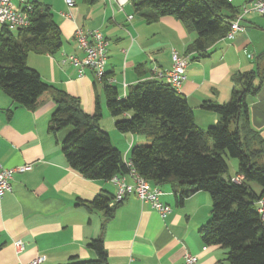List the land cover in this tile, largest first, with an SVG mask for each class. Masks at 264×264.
<instances>
[{
  "label": "crops",
  "instance_id": "obj_1",
  "mask_svg": "<svg viewBox=\"0 0 264 264\" xmlns=\"http://www.w3.org/2000/svg\"><path fill=\"white\" fill-rule=\"evenodd\" d=\"M33 1L51 7L61 27L63 45L55 54L30 52L28 64L48 83L78 96L90 114L95 112L96 97L104 112L103 82L93 70L86 68L80 76L77 66L61 61L64 54H83L74 38L78 26L100 29L105 34L109 57L106 73L121 95L130 85L155 78V67L170 69L173 49L185 55L187 77L179 91L187 97L203 129L220 117L204 109L203 101H228L235 75L264 68V57L260 58L264 51V15L259 13L246 15L241 23L244 30L237 31L233 39H220L210 48L211 56L192 60L196 52L186 50L197 33L175 16L147 23L131 2L121 9L115 0H77L71 10L64 0H14V6L20 9ZM229 1L238 12L248 0ZM67 11L70 16L65 14ZM18 30L15 36L20 34ZM139 64L145 69L142 75L136 69ZM55 107L49 97L30 109L0 91V164L17 167L31 163L30 169L14 172L12 190L0 201V264H21L38 255L45 257L43 264L67 262L72 257L97 258L89 243L101 232L110 264H183L187 251L198 254V264H229L225 247L209 245L203 249L205 243L199 230L211 216L208 191L200 190L178 205L170 184L165 183L161 185V198L173 207L166 217L130 193L115 206L114 215L105 219V211L93 208L89 202L98 194L112 198L116 185L108 179L87 178L69 165L62 150L66 130L48 131ZM9 109L13 110L11 118ZM247 113L251 126L264 138V83L248 97ZM112 118L115 122L116 118ZM115 128L114 124L109 129L112 143L129 158L140 136L121 133L122 137L114 142ZM254 190L260 193L262 189ZM19 240L24 244L22 248L16 245Z\"/></svg>",
  "mask_w": 264,
  "mask_h": 264
},
{
  "label": "trees",
  "instance_id": "obj_2",
  "mask_svg": "<svg viewBox=\"0 0 264 264\" xmlns=\"http://www.w3.org/2000/svg\"><path fill=\"white\" fill-rule=\"evenodd\" d=\"M130 2L147 23L172 15L195 31L197 36L186 50L196 52L192 60L211 56L210 48L226 36L237 12L229 0ZM32 4L31 23L19 28L18 36L7 24L1 26L0 91L30 109L36 108L39 100L52 97L56 107L48 131L66 130L62 150L69 165L83 176L109 180L115 174L128 173L130 166L123 152L101 126L99 98L95 112L90 114L78 96L48 83L28 64L30 52L55 54L63 45L61 27L51 7L37 1ZM136 69L140 75L145 72L143 64ZM234 80L228 101H203L204 109L220 116L207 129L197 124L187 97L163 79H142L130 85L123 96L106 73L103 91L107 107L116 118V129L140 136L129 156L132 167L153 184H170L178 205L200 190L208 191L211 216L199 230L204 243L225 247L229 264H264V220L257 211V201L264 196V138L251 126L247 113L248 97L264 83V68L240 72ZM12 115L9 109V118ZM224 154L238 159L237 174L244 175L242 181L232 179ZM251 182L260 185V193ZM111 199L98 194L89 204L104 210L105 219H109L117 205L110 206ZM89 247L96 251L97 258L72 257L58 264H110L103 232L91 240Z\"/></svg>",
  "mask_w": 264,
  "mask_h": 264
},
{
  "label": "built area",
  "instance_id": "obj_3",
  "mask_svg": "<svg viewBox=\"0 0 264 264\" xmlns=\"http://www.w3.org/2000/svg\"><path fill=\"white\" fill-rule=\"evenodd\" d=\"M24 2L25 0H20ZM121 9L130 2V0H115ZM67 8L71 10L76 6L77 0H64ZM33 9L32 3H26L23 8L16 9L14 0H0V24H7L11 30L13 28H24L30 25V11ZM250 13H259L264 15V0H248L243 4L241 10L238 11L231 20L230 29L224 38L233 39L239 30H244L241 24L246 15ZM66 15L70 16L71 13L67 11ZM132 17V16H130ZM74 38L82 49L83 54H64L61 61L63 64L70 63L78 67L80 76L84 74L86 68L94 71L96 77L103 82L106 76V66L108 62V40L105 34L100 29H85L78 26L74 31ZM253 56V55H251ZM172 67L168 70H159L157 67L153 69L155 78L163 79L176 89L180 90L182 83L186 80V65L188 59L185 55L181 54L177 49H173ZM110 82H113L110 79ZM126 94V91H125ZM124 94V95H125ZM123 95V96H124ZM130 171L126 174H115L109 180L116 185V192L112 199L109 201L110 206L122 202L125 197L134 193L143 204H149L157 210L162 217H166L173 211V207L164 202L161 198L164 193L162 187L158 184L151 183L148 179L142 176L134 167L129 158H125ZM31 168V163L24 164L17 167H5L0 164V201L7 191L12 190V180L14 172L17 170H26ZM132 178V181L128 180ZM234 181H242L244 175L236 174L232 177ZM257 211L261 218L264 220V196L257 201ZM16 245L19 248L24 246L22 241H17ZM208 244H204L203 249L206 250ZM45 257L38 255L34 259L22 262L21 264H43ZM198 254H193L189 251L184 256L183 264H198Z\"/></svg>",
  "mask_w": 264,
  "mask_h": 264
},
{
  "label": "rangeland",
  "instance_id": "obj_4",
  "mask_svg": "<svg viewBox=\"0 0 264 264\" xmlns=\"http://www.w3.org/2000/svg\"><path fill=\"white\" fill-rule=\"evenodd\" d=\"M18 29L19 28H14L13 29L15 34L17 32H19ZM100 123H101L102 128L104 130L108 131V132H109V129L112 128V126L115 124V122H114V120L112 118V114H111V112L109 111V109L107 107V104L104 105L103 117H102ZM207 128L208 127H205V129H207ZM112 136H113V141L114 142H118V139L120 137H122L121 132H119L118 130H115V133H113ZM224 156H225V158L227 160L228 170H229L230 174H233V176H235L236 175V170H237V167H238V159L235 158V157L227 156L225 154H224ZM250 184H251V186L253 188L254 187H260V185L257 182H251ZM93 259H95V258H93Z\"/></svg>",
  "mask_w": 264,
  "mask_h": 264
},
{
  "label": "water",
  "instance_id": "obj_5",
  "mask_svg": "<svg viewBox=\"0 0 264 264\" xmlns=\"http://www.w3.org/2000/svg\"><path fill=\"white\" fill-rule=\"evenodd\" d=\"M223 177H224L225 179H228L227 173H224V174H223Z\"/></svg>",
  "mask_w": 264,
  "mask_h": 264
}]
</instances>
